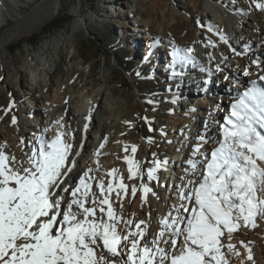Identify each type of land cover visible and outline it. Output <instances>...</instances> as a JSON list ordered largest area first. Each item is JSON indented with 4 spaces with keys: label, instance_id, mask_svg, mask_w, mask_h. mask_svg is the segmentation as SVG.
<instances>
[{
    "label": "rangeland",
    "instance_id": "obj_1",
    "mask_svg": "<svg viewBox=\"0 0 264 264\" xmlns=\"http://www.w3.org/2000/svg\"><path fill=\"white\" fill-rule=\"evenodd\" d=\"M133 1L135 0H121L127 4H120V11L127 10ZM13 2L15 0H8V3L3 5L0 0V5L5 9L8 19V23L6 22L0 30V39L4 35L12 34L6 42L7 48L0 47V132L4 131L7 138L17 137L21 139V142L10 150L5 148L6 153L9 156L19 153L20 146L26 148L25 154L29 153L30 149L36 145L34 141L40 137V131L32 126L37 121V116L29 114L26 110V106L33 101L28 95V84L25 85L20 71L28 75L27 81L30 86L33 82L29 77L32 74V68L37 67L36 61L42 62L44 69L52 72L51 76L44 74L49 86L44 90L46 91L44 97H50L59 90L65 92L62 101L54 107L57 111L53 118H50L51 129L49 131L53 132L55 129L61 128L60 125L63 119L66 121L70 110H76L77 114L72 123L73 126L81 119L78 113L80 114V103L83 102L84 95H89L87 98L89 101L97 99L96 119L98 122L109 116L106 110L109 100L116 102V113L121 115V118L111 121L113 125L105 135V139L102 140L99 150L94 149L97 147L95 143H98L95 138H99L102 132L94 127L83 132L71 125L68 126L69 129L63 130L62 133L65 135L61 138L72 144L70 156L73 153L74 155L72 158L69 156V160L78 158L79 155H76L78 150L75 149V146L80 147L84 144L85 138L88 145L92 144L93 146L94 144V148H89L87 151L83 145V159L79 164L77 160V167L80 166L84 171L91 169V176L95 177V180H103L105 185L109 182L118 184L119 177L122 175L124 183L129 186V191L127 195L121 192V200H116L115 192L111 194L115 211L120 212L122 202L125 220L131 219L133 224H136L141 217L140 221L147 222V230L150 228L161 230V225L157 221L172 211V206L176 205V201L181 203L178 189L170 187L171 181L167 190L162 187L168 182V179L164 177L167 167L163 162L169 163L173 158L181 157L180 153L184 150L178 147L186 146L190 154L187 162L180 163L183 169H175V172L179 174L176 188L181 185L182 178L187 181L201 176L203 162L200 159H203L206 154L210 155L211 151L218 146L217 141L222 139V127L225 125L224 120L228 114H220L219 111L231 109L230 106L220 102L222 98L227 97L206 96L203 99L205 106L214 105L216 111H210L206 107H192L191 112L198 116L195 115L194 120L193 117H189L184 122L181 120L182 115H178L174 111L175 103L164 100L166 96L186 91L183 88L178 90L180 84H176L179 81L177 75L184 68H189L193 62H191V57L199 51V47L204 45V42L214 44L219 48L226 46L222 50L224 56L227 51L237 54L236 49L238 48L232 49L230 42L222 39L217 41L221 29L216 25V21L205 23L202 17L198 16L200 13L203 14V8L209 3V0H201L200 11L193 9L187 0H157L154 4H158V7L152 5L151 2L138 0L136 2L138 5L137 16L135 17L126 14L123 16L122 14L112 15L109 10L113 6L109 4L110 0H97L94 3H90L88 0H63L60 12L52 20L38 29L29 26L28 29L20 31V33L18 32L20 18L30 14L32 10L27 8L25 11L12 14L9 10H13L11 7ZM234 2L238 4V7H245L247 13L253 17L255 13L257 15L264 14V10L256 7L257 3H263L264 0H234ZM18 3L24 5V3ZM162 10H166V16L162 15ZM81 15L89 18V27L87 21L81 20V30L72 35L73 26L76 21L80 20ZM132 17L143 23L150 22V28L145 35H150L151 39L138 38L144 33L137 34L130 29H118L112 25L113 22L119 21L126 26H131L134 21ZM53 23L65 25L63 29L45 34V30ZM210 28L211 30H209ZM233 28L241 30V26L238 25ZM251 31L253 35L259 33L255 27H251ZM227 33L231 36V44L232 41L234 44L237 34L232 31V25L227 28ZM127 34L134 35L128 36ZM130 40L136 42L130 44L128 43ZM149 41L153 48H145V43ZM14 46H17L18 49L14 50ZM161 46H169V49L166 50L164 47L160 49ZM189 48L194 51L191 53L184 51ZM176 50L181 51L174 56L173 53ZM74 54L76 55L75 60L72 59ZM183 57H188V59H182ZM231 57L232 54L227 60L229 66L235 62ZM207 58L212 60V53L208 54ZM3 60L5 67L1 64ZM251 61L260 64L258 60L252 59ZM158 63L161 66L158 67ZM72 65L75 72L69 77L67 72ZM249 75H243V79H248ZM226 77L231 76L229 74ZM211 79L214 77L206 79L208 86L214 84ZM68 82L74 83L75 88L72 90L63 89ZM248 85V82L243 85L240 83L227 84L225 89L232 91V86ZM99 91H107L110 99L106 100L105 95L99 97H96V94L92 95L93 92ZM233 91L240 92V90ZM35 93L37 95L39 93L37 88H35ZM193 100L194 98H190L187 102L192 103ZM78 101H80L79 104ZM45 105L49 107L52 103L46 101ZM204 112L206 115L200 116ZM13 116L16 117L15 124L12 123ZM216 118L219 121H216ZM171 124H174L179 130L174 132L170 130L168 127ZM194 124H196V128ZM188 126H191L192 129L189 130ZM70 129L75 130L76 134H71ZM189 133L193 135L191 136ZM43 136L46 134L43 133ZM201 137L204 138L203 141H201ZM188 138L193 142H183L182 139L187 140ZM132 146L137 148L135 153L132 152ZM197 146H199V154L193 156V150ZM21 156L19 154V157ZM125 157L139 162V170L144 173L142 179L139 176L130 178L129 166ZM23 158L25 160H22H27L26 155ZM189 160H195L200 167L192 169L188 163ZM154 167L158 169L155 173L158 180L150 181L147 178V170ZM113 169L118 170L115 178L108 175ZM193 171L195 172L194 176ZM72 179L69 177L68 185H72ZM95 180L92 191L98 193ZM142 184L153 190L148 193L146 201ZM132 186L137 188L135 196L131 192ZM172 190L175 192L172 193ZM141 196L142 200L139 203ZM162 206L168 207L165 216L159 215ZM134 211H136V215L133 216L132 212ZM172 214L174 216L175 212L173 211ZM256 223L258 225L256 228L241 227L239 231L233 233L230 242L240 253L239 257L229 252L226 246L222 249L230 264H264V219L257 217ZM120 227L123 228V224ZM141 227L144 226L141 225ZM131 230L134 228L132 227ZM144 239L148 240L146 236ZM228 242L227 239L224 240L225 245ZM244 245L251 248L252 260L247 259L248 249Z\"/></svg>",
    "mask_w": 264,
    "mask_h": 264
},
{
    "label": "snow or ice",
    "instance_id": "obj_2",
    "mask_svg": "<svg viewBox=\"0 0 264 264\" xmlns=\"http://www.w3.org/2000/svg\"><path fill=\"white\" fill-rule=\"evenodd\" d=\"M256 7L264 10V3ZM231 109L218 146L204 156L202 175L182 178L181 203L160 219L161 230L149 240L144 239L146 221L125 220L122 202L119 213L113 208L111 194L121 200V192L129 191L122 175L118 184L105 185L88 169L74 185L67 184L76 162L69 160L72 144L61 138L65 133L39 137L26 161H17L6 153V144L0 145V264H230L222 249L240 256L230 242L233 233L256 228L257 217L264 219V87L249 88ZM199 151L197 146L193 156ZM125 160L130 178L142 179L139 162ZM188 163L194 170L200 167L195 160ZM157 170H147L148 180H158ZM117 171L108 175L115 178ZM94 180L98 193L92 191ZM142 187L146 201L153 190ZM136 191L132 186L133 196ZM244 247L252 260L251 248Z\"/></svg>",
    "mask_w": 264,
    "mask_h": 264
},
{
    "label": "bare ground",
    "instance_id": "obj_3",
    "mask_svg": "<svg viewBox=\"0 0 264 264\" xmlns=\"http://www.w3.org/2000/svg\"><path fill=\"white\" fill-rule=\"evenodd\" d=\"M111 1L112 0H110L109 4L116 6V7L111 6L109 9L112 12V15L122 14L123 16V14H126L128 16H133V17L137 16L136 9L138 5L136 2L138 0L133 1L131 3V6H128V9L124 11L123 10L120 11L119 6L120 4H127L126 2L125 3L121 2V0H113V2ZM145 1L151 2L152 5L158 7V4L157 5L154 4L157 2V0H145ZM187 1L191 3L193 9L200 11L201 0H187ZM18 2L24 3V5H21ZM1 3L3 5H6L8 3V0H1ZM37 3H39L38 6H36ZM62 6H63V0H15V2L11 4L13 10L10 9L9 12L14 14V12L25 11V9L27 8L29 10H32L30 14H27L24 17L20 18L19 27H18V32L20 33V31L28 29L29 26H31L30 28L38 29V27L45 25L48 21L52 20L55 16L58 15ZM161 13L163 16H166L167 14L166 10H162ZM198 16H201L202 19L205 21V23H213V21H216V25H218L219 28L221 29V32L218 33L217 41L219 42V40L221 39L224 41H228L230 42V46L232 49L235 48L238 49H236L237 54L233 53L232 51L230 52L227 51L226 55L224 56L222 54V50H224L226 46H223V48H219L214 44H208L204 42V45L199 47V51L196 52L191 57V62L192 61L193 62L191 63L189 68L188 69L184 68L181 72H179V74L177 75L179 81L176 83V84H180L178 90L179 88H183L186 89V91L179 93L176 92L174 95L166 96L164 100L175 103L176 106H174V111H176L178 115L179 114L182 115L181 120L184 122L187 121L189 117H193L194 120V117L198 116V114L196 115L193 112H191L190 109L192 107L194 108L206 107L210 111H216L214 105L205 106V102H203V99L206 96H210L212 98L219 95H221L222 97L225 96L227 98L225 99L222 98L220 102H223V104H225L226 106H230L231 108V106L237 103V101L242 97V94L245 91H247L249 88H252L254 86L264 87V80H261V77L264 76V14L257 15L255 13L253 17L249 15V13H247V9H245V7L244 8L238 7V4H235L234 0H209V3L206 4L205 7L203 8V14L200 13ZM80 17H81L80 20L76 21L73 26L72 35H75L77 32L81 30V26H82L81 20L87 21V25L89 27V18L85 17L84 15H81ZM6 22L8 23V19L6 17V11L0 5V30L4 27ZM112 25L118 29H126V28L130 29V31L134 33L136 32L137 34L144 33V35H139L138 38L140 37L144 39H151L150 35H145L147 30L150 28V22L148 21L146 23L145 22L143 23L134 19L131 26L130 25L126 26L119 21H115L112 23ZM229 25H232V31L237 34L234 44L233 41L231 44V36L227 33V28H229ZM237 25L241 26V30H236L235 28H233V26H237ZM251 27H255L256 30L259 31V33H257V35H253L251 31ZM8 35H4L2 36V39H0V47H3V49L7 48L8 45L6 44V42L12 34H8ZM127 35L133 36L134 34H127ZM135 42H136L135 40L128 41V43L130 44H134ZM251 42H254L255 44H252ZM145 44H146L145 48H153V45L150 41ZM163 47L166 50L169 49V46H161L160 49H162ZM210 53H212L213 55L212 60H209L207 58V55ZM230 54H232L231 57L232 60L235 61L232 64V66H229L227 64V60L230 59ZM75 57L76 55L74 54L72 56V59L75 60ZM251 58L254 60H258L260 64L253 63V61H251L252 60ZM1 64L4 66V60L2 61ZM36 64L37 67L32 68V74H30L29 76L33 81L30 86H29V81H27L28 75L25 72L20 71L25 85L28 84L27 87L28 95L30 96V99L33 101V103L28 104V106H26V110L29 114H33L37 116V121L32 126H34V129H38L40 131V137L43 135V133H45L47 138H53L56 137L58 133H62L63 130L69 129L68 126L72 125L73 121L77 117V114H76V110H70L66 121L63 119L62 124L60 125L61 128H57L53 132L49 131V129H51V125L49 123L50 118H53L55 112L57 111L56 108L54 107L62 101L65 92L59 90V91H55L54 94L50 97L49 96L44 97V94L46 93V91L44 90L45 88L49 87L48 82L46 81L47 77H45L44 74H46V76L47 75L51 76L52 72L44 69L45 67L42 62L36 61ZM239 64L243 66V68H241V66H236ZM159 66H161L160 63H158V67ZM245 71L248 72V75L250 74L248 79L246 80L243 79V75H245L244 74ZM74 72H75V68L72 65L67 72V76L69 77L72 76ZM229 74L231 77L227 78L226 76ZM213 77L214 79H211V81L213 80L214 84L212 83V86H208L206 79ZM247 82L249 83L248 86H232V91H227V89H225L227 84L240 83L243 85V83H247ZM66 85L67 86L65 88L63 87V89L72 90L73 88H75V84L72 82H68L66 83ZM35 88L38 89L39 92L38 95L35 93ZM233 90H237V91L240 90V92H235ZM94 94H96V97L105 95L106 100L110 99L107 91L93 92L92 95ZM88 97L89 95H84L82 98L83 102L80 103V101H78V104L80 103L81 105V110L79 111L80 114L78 113V116H80L81 119H79L78 122L74 126L73 125L72 126L73 127L76 126L78 129H80L83 132H87L88 129L94 127L99 132H102V135L99 138L98 137L95 138V140L98 141V143H95V146L97 145V147L95 148H94V144L93 146L92 144L90 145L87 144L86 138L83 141L84 144H82L80 147H78L77 145L75 146V149L78 150L79 152V156L77 159L75 158L76 167L73 169L72 173L69 174V177L73 178L72 185H74L77 182L78 178L84 172H86L80 166L77 167V160L79 164V162L83 159L82 156L83 145L85 146L84 148L86 149V151L89 148H94L95 150H99L100 149L99 147L102 145L101 144L102 140L105 139V135L110 131L111 126L113 125L111 124V121H117L119 118H121V115L116 113V107H115L116 102L113 100H109V103L106 106V110L109 116H107L103 121L101 120L98 122L96 119L98 101L96 98L94 100L89 101L87 99ZM190 98H194L192 103L187 102ZM46 101H50L52 105L47 107L45 105ZM231 111L232 109L227 111L221 109L219 112L220 114L221 113L228 114L229 117L231 115ZM201 115H206V113L204 112L200 114V116ZM176 118H178V116H176ZM215 120L219 121L217 120V118ZM194 126L196 128V124H194ZM168 128L173 132L179 130V128L177 129V127L174 124H171ZM45 129H47L46 132L44 131ZM191 129L192 127L190 126L189 130ZM70 130H71L70 131L71 134H76L75 130L73 129ZM189 134L191 136L193 135L192 133ZM182 140L183 142H193L190 138H188L187 140L185 139ZM19 142H21V139L17 137L7 138V135L5 134L4 131L0 132V145L6 144L7 149L10 150L11 148H13V146H16ZM36 142L37 141H34L35 144ZM178 148L184 150L185 153H183L184 151H182L180 153L181 157L173 158L171 162L165 164L167 169L166 172L164 173V177L168 179L166 185L162 186V187H166L165 190H167L168 184L171 179L174 180L173 181L174 187L172 188L177 189L176 182L179 180V174L175 172V169L177 168L183 169L180 163L187 162V159L190 154V151L187 150L186 146H180ZM25 150H26L25 147L23 148L22 146H20V152L14 154L17 161H21L22 159H24L23 157L25 155ZM19 154H21L22 156L19 157ZM73 155L74 153L70 157L72 158ZM200 161L204 162V158L200 159ZM89 176H91L90 173ZM171 192L174 193L175 190H172ZM64 195L66 199L71 198L70 194L68 193H65ZM141 200H142V196L140 198L139 203H141ZM176 205H179V201H176ZM167 211H168V207L166 208L162 206L159 215L165 216L167 214ZM132 215L133 216L136 215V211L132 212ZM140 219L141 217H139V221ZM131 229L132 227L130 226V230ZM159 230H155L154 228L148 229L146 239L147 238L148 240L151 239L156 233L159 232ZM162 246L167 247L166 245L163 244Z\"/></svg>",
    "mask_w": 264,
    "mask_h": 264
},
{
    "label": "trees",
    "instance_id": "obj_4",
    "mask_svg": "<svg viewBox=\"0 0 264 264\" xmlns=\"http://www.w3.org/2000/svg\"><path fill=\"white\" fill-rule=\"evenodd\" d=\"M97 0H88V2L90 3H94L96 2ZM65 24L61 23H53L51 24L46 30H45V34H48V33H51L52 31H55V30H58V29H63ZM14 50H17V46H14L13 48Z\"/></svg>",
    "mask_w": 264,
    "mask_h": 264
}]
</instances>
